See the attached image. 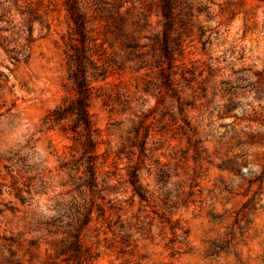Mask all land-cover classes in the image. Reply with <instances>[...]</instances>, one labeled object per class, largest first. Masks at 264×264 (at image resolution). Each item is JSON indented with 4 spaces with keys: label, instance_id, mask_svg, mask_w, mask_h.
Returning a JSON list of instances; mask_svg holds the SVG:
<instances>
[{
    "label": "rangeland",
    "instance_id": "1",
    "mask_svg": "<svg viewBox=\"0 0 264 264\" xmlns=\"http://www.w3.org/2000/svg\"><path fill=\"white\" fill-rule=\"evenodd\" d=\"M72 1L94 60L92 187L75 118L45 120L77 97ZM164 10L0 0V264H264V0Z\"/></svg>",
    "mask_w": 264,
    "mask_h": 264
},
{
    "label": "trees",
    "instance_id": "2",
    "mask_svg": "<svg viewBox=\"0 0 264 264\" xmlns=\"http://www.w3.org/2000/svg\"><path fill=\"white\" fill-rule=\"evenodd\" d=\"M163 2L165 8L163 12V16L166 20H168L167 22L170 23V20H172V17L174 16L175 13V0H163ZM67 11L71 16L73 23L76 26L78 34L80 35V42L82 43L83 47L87 49L86 51L78 50L74 54L75 61L79 67L78 73L76 74V76H74V84H75V90L77 92V97L75 99H70V98L65 99L59 106H57L54 110H52L47 114L45 120L49 124L58 125L61 122L67 120L69 117L75 118L77 126L75 130L72 131L75 133L74 137H77V140L81 138L84 139V141H82L81 143L85 154V162H84L85 166L83 172L87 176L88 185L92 187L94 186L96 180L95 155L93 154L95 143L92 138L94 133L96 132V129L88 113V99L90 98L93 87L90 86V83L87 80L88 76L85 67L82 65L83 62L82 60L86 59V61L89 64H94V60L92 58L93 55L89 53L90 47L89 45H87L88 39L86 38V34H85L86 22L84 19V13L82 12L81 8L78 6V4L75 1L69 3ZM164 36H165L163 43L164 45L161 47V51L163 52L164 56L168 59L170 57V54L166 42V35ZM14 164L18 165V162H15ZM22 166L24 167L25 165L22 164ZM59 205L61 206L59 212L63 213L62 215L65 216V214H67L68 211H70L67 209L68 205L62 202ZM80 214L81 213H79V215ZM91 214L92 211H88L86 213L81 214V216L85 220L84 225H88V223L91 221ZM69 215L72 217L71 214ZM72 221H74V217L72 218ZM77 221H79L78 218Z\"/></svg>",
    "mask_w": 264,
    "mask_h": 264
}]
</instances>
